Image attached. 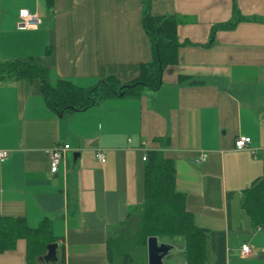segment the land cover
I'll return each instance as SVG.
<instances>
[{
    "label": "crops",
    "instance_id": "1",
    "mask_svg": "<svg viewBox=\"0 0 264 264\" xmlns=\"http://www.w3.org/2000/svg\"><path fill=\"white\" fill-rule=\"evenodd\" d=\"M22 8L40 16L38 28H18ZM150 11L175 16L182 43L155 90L60 115L37 80L0 79V216L48 219L57 259L43 260L45 250L36 264H60L61 244L64 264H108V237L142 202L148 150L173 159L194 223L225 232L226 264H264V229H244L240 213L243 189L264 171V0H151ZM143 12V0H0V61L37 56L51 83L78 87L130 80L151 58ZM238 135L249 149L234 148ZM62 143L69 149L51 173L48 151ZM242 244L251 256H239ZM25 249L18 239L0 264H26Z\"/></svg>",
    "mask_w": 264,
    "mask_h": 264
},
{
    "label": "trees",
    "instance_id": "2",
    "mask_svg": "<svg viewBox=\"0 0 264 264\" xmlns=\"http://www.w3.org/2000/svg\"><path fill=\"white\" fill-rule=\"evenodd\" d=\"M142 28L150 43L151 58L138 66V73L127 81L107 75L89 87H78L67 79L51 83L48 69L37 56L0 61V79L14 77L29 82L37 80L45 103L60 115L80 111L114 96H137L143 89H157L166 66L175 64L179 48L173 15H156L150 11L151 0H143ZM234 22L212 27L230 28ZM241 208L251 227L264 229V171L242 191ZM231 193H228L230 197ZM135 223L116 231L106 241L108 264H141L146 259V240L183 241L178 252L186 264H207L206 241L209 240L214 259L212 264H226V234L197 226L186 208L185 195L175 188V167L172 158L160 150H148L144 160V192L142 202L132 216ZM130 223V221H129ZM18 239L26 244L25 263L36 264L46 245L55 242L48 219L30 226L24 217L0 216V252L13 250ZM170 253L167 255L169 256ZM60 264H64V248L59 247ZM183 261V262H184Z\"/></svg>",
    "mask_w": 264,
    "mask_h": 264
},
{
    "label": "built area",
    "instance_id": "3",
    "mask_svg": "<svg viewBox=\"0 0 264 264\" xmlns=\"http://www.w3.org/2000/svg\"><path fill=\"white\" fill-rule=\"evenodd\" d=\"M41 24V18L36 12H32L26 8H22L18 12L17 17V26L20 29H35L38 28ZM250 137L244 135H238L234 138V148L237 150L249 149ZM69 149L67 143H62L53 146L48 151L49 155V170L51 173H56L59 170L61 163L64 161L65 153ZM252 152L253 150L250 149ZM95 156L98 161L104 162L105 155L102 150H97ZM6 157V151L0 150V160H3ZM146 153L142 155V160H145ZM199 160L205 159V154H200L198 157ZM252 255V248L247 244H242L239 251L240 257H249ZM180 264H186L182 262Z\"/></svg>",
    "mask_w": 264,
    "mask_h": 264
},
{
    "label": "water",
    "instance_id": "4",
    "mask_svg": "<svg viewBox=\"0 0 264 264\" xmlns=\"http://www.w3.org/2000/svg\"><path fill=\"white\" fill-rule=\"evenodd\" d=\"M241 217L243 220L244 229H250V220L244 210H241ZM185 244L183 241L163 242L158 241L156 236H148L146 240V259L147 264H165L164 258L170 253L172 249L182 250ZM58 244L52 242L46 245V253L42 259L46 262L54 261L56 257V248Z\"/></svg>",
    "mask_w": 264,
    "mask_h": 264
},
{
    "label": "rangeland",
    "instance_id": "5",
    "mask_svg": "<svg viewBox=\"0 0 264 264\" xmlns=\"http://www.w3.org/2000/svg\"><path fill=\"white\" fill-rule=\"evenodd\" d=\"M136 219H137V215H135V216L133 215V217L130 219V223H128V225L129 226L132 225L131 227H133V224L135 223ZM126 226L127 225L122 226V229L126 228ZM248 238H249V234L244 233L242 235V240H245L246 241ZM182 258L183 257L181 256V254L176 249H172L170 251V255L169 256H166L164 258V263L165 264H179V263H181ZM213 258H214V256L211 254V251L208 248V254H207L208 261L210 263H211V261L213 262ZM129 264H131V263H129Z\"/></svg>",
    "mask_w": 264,
    "mask_h": 264
}]
</instances>
